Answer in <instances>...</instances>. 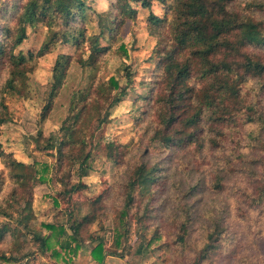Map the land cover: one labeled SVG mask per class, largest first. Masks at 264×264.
Returning <instances> with one entry per match:
<instances>
[{
    "label": "rangeland",
    "instance_id": "374dc122",
    "mask_svg": "<svg viewBox=\"0 0 264 264\" xmlns=\"http://www.w3.org/2000/svg\"><path fill=\"white\" fill-rule=\"evenodd\" d=\"M19 2L0 1V10L3 5L7 9L1 24L14 26L17 14L9 8ZM84 3L83 17L72 22L84 36L79 48L61 41L49 51H41L53 32L66 29L63 19L54 15L53 31L46 22L28 26L26 40L15 50V55L25 58L15 67L22 73L16 91L8 85L13 67L8 61L0 65V117L6 120L0 126V231L5 229L0 256L9 258H0V264H194L213 219L223 221L227 229L203 264H264V203L256 205L247 198L254 194L252 181L237 175L232 185L215 192L210 152L175 153L151 142L158 122L154 93L159 91L158 66L173 46L167 24L155 26L151 18L164 22L175 0H153L150 7L142 0ZM257 5L264 6V0H235L231 9L264 22V9ZM95 38L102 48L98 55L93 52ZM0 43L9 44L3 35ZM248 51L264 60V46H250ZM59 60L65 64L56 78ZM111 78L119 83L113 94L126 90L125 95L113 107L103 102L97 105V100L102 101L98 86ZM189 84L201 86L195 77ZM88 92L90 97L84 99ZM257 99L262 100L264 113V94L257 91ZM82 108V118L76 122L75 115ZM106 111L108 118L100 127L99 115ZM73 124L91 158L89 173L80 180L85 188L68 195L67 183H79L81 152L65 147L62 156L57 149L46 148L51 138H63L65 125ZM240 138L236 135L225 144L234 146ZM257 159L264 160V148L258 150ZM13 162L25 168L19 169ZM143 164L154 181L149 190H134L132 208L123 220L127 234L118 244V229L124 233L120 223L128 183ZM257 166L259 174H264V164ZM200 177L196 193L189 198ZM241 184L243 190H236ZM186 203L196 218L188 241L180 243ZM85 216L92 222L81 228L79 245L63 248L72 233L71 221ZM48 224H63L67 234L48 229ZM36 235L50 238V248L44 249ZM100 242L104 246L102 263L94 254Z\"/></svg>",
    "mask_w": 264,
    "mask_h": 264
},
{
    "label": "trees",
    "instance_id": "16d2710c",
    "mask_svg": "<svg viewBox=\"0 0 264 264\" xmlns=\"http://www.w3.org/2000/svg\"><path fill=\"white\" fill-rule=\"evenodd\" d=\"M23 1L20 0L17 5L9 8L17 14L13 27L1 24L5 20L7 9L3 5L0 10V35L5 36L9 42L8 45L0 43V65L8 61L13 67L10 69L11 77L8 81L13 91H16V82L22 76L21 71L15 67L25 61L22 55H15V50L26 40L28 26L36 27L39 23L46 22L53 31L56 19L54 15H59L63 19L66 29L62 33L53 32V36L43 45L42 52L49 51L61 41L67 45H76L78 48L84 42L82 32L72 27V22L77 16L83 17L84 0ZM142 1L145 7H150L153 0ZM157 1L165 3L168 0ZM234 2L235 0H175L170 17L164 22L152 16L153 25L167 24L173 46L165 53L158 66L156 84L159 91L160 86L163 88L157 93L154 90L158 122L151 142L159 143L164 151L175 153L189 150H193L195 154L210 152L207 156L214 174L211 187L213 186L215 192L225 190L228 185H232V178L240 175L253 184L251 190L254 194H248L247 198L253 200L256 205H261L264 203V174H259L257 165L264 164V160L261 162L257 159V152L264 148V113L260 104L262 100L257 99V91L264 94V60L258 54L249 52L248 48L264 46V22L232 10ZM128 7L131 8L129 5ZM263 7L257 5V8L262 10ZM94 41L93 52L94 55H98L102 48L99 47L97 38ZM64 64L65 62L61 60L57 62L56 78L61 74ZM127 74L128 77L131 76L130 72ZM192 77L197 78L201 86L190 85L189 80ZM117 90L119 83L115 78H111L108 83L100 84L97 94L102 101L97 100L95 103L97 105L100 102L108 103L109 107H113L126 93V90H121L113 94ZM54 96L52 93V97ZM88 97L90 92L84 95V99ZM84 110L82 108L75 115L76 122L81 120ZM108 115L109 111L99 115L100 127L106 123ZM5 123V118L0 117V126ZM234 128L238 132H235ZM75 129L74 124L65 125L62 128L63 138L61 140L51 138L46 148L57 149L62 156H64L62 148L65 147L70 151L77 149L76 151L81 152L80 166L77 170L79 183H67L65 193L68 195L85 188L80 180L86 177L90 170L88 163L91 152H85L87 143L84 139L81 141L77 139ZM236 135L241 138L234 142V146L225 144ZM12 165L19 169L25 168L23 164L15 162ZM153 181L149 170L143 164L137 168L128 183L129 191L120 223L124 233L118 229L116 234L118 244L127 234L123 220L132 208L134 190L138 187L149 190ZM201 181V177L197 179L189 198L196 193ZM236 190L242 191V184ZM245 190L250 191L248 188ZM186 206L188 210H185L186 220L181 225L183 234L179 238L180 243L188 241L196 218V215L194 218L190 215L192 208L190 203H186ZM213 220L211 224L209 223L205 244L197 254L194 264H203L207 261L225 234L227 228L223 221ZM90 222L92 220L87 216L81 220H72L69 228L72 233L69 240L63 242L62 247L68 250L72 243L79 245L80 230L85 223ZM21 224H24V220ZM46 227L53 231L59 229V233L67 234L63 224H48ZM4 232L5 229L0 231V240L4 237ZM35 238L41 241L44 249L50 248V238L39 235ZM150 245L151 242L143 250H147ZM140 253H143L142 250ZM94 254H97L102 263L104 260L102 242L98 244ZM0 258L9 259L5 256Z\"/></svg>",
    "mask_w": 264,
    "mask_h": 264
}]
</instances>
